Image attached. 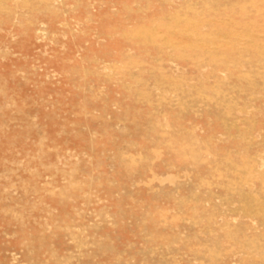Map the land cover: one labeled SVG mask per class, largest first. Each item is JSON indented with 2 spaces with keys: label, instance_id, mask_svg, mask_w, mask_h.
I'll return each mask as SVG.
<instances>
[{
  "label": "rangeland",
  "instance_id": "obj_1",
  "mask_svg": "<svg viewBox=\"0 0 264 264\" xmlns=\"http://www.w3.org/2000/svg\"><path fill=\"white\" fill-rule=\"evenodd\" d=\"M0 264H264V0H0Z\"/></svg>",
  "mask_w": 264,
  "mask_h": 264
},
{
  "label": "bare ground",
  "instance_id": "obj_2",
  "mask_svg": "<svg viewBox=\"0 0 264 264\" xmlns=\"http://www.w3.org/2000/svg\"><path fill=\"white\" fill-rule=\"evenodd\" d=\"M96 133H97V132H96ZM92 134H93V133H92ZM91 136H93V135H91ZM17 176H18V175H17ZM18 178H19V177H18ZM10 185H11V184H10ZM28 186H29V185H28ZM28 186H27V187H28ZM24 190H25V189H24ZM82 228H83V227H82ZM15 261H16V259H15Z\"/></svg>",
  "mask_w": 264,
  "mask_h": 264
}]
</instances>
